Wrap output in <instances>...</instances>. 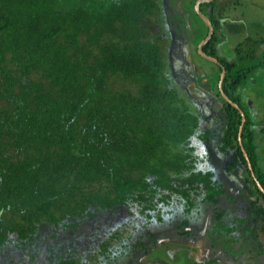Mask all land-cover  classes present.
Masks as SVG:
<instances>
[{"label": "trees", "instance_id": "obj_1", "mask_svg": "<svg viewBox=\"0 0 264 264\" xmlns=\"http://www.w3.org/2000/svg\"><path fill=\"white\" fill-rule=\"evenodd\" d=\"M160 9L157 0H0L1 264H96L112 252L106 240L90 255L118 205L145 207L157 191L219 192L191 172L199 117L143 26ZM252 42L235 50L239 78L262 64H247L259 57L262 41ZM239 123L233 116L234 135Z\"/></svg>", "mask_w": 264, "mask_h": 264}, {"label": "flooded vegetation", "instance_id": "obj_2", "mask_svg": "<svg viewBox=\"0 0 264 264\" xmlns=\"http://www.w3.org/2000/svg\"><path fill=\"white\" fill-rule=\"evenodd\" d=\"M188 4L191 13H195L206 28L203 38L200 37L199 41L194 43L192 41L198 34L190 30L188 16L184 15ZM171 5V8H168L165 4L164 8L160 9L161 13L164 10L166 14L164 27L167 28L162 29L159 40L169 42L168 35H171L170 43L181 48L176 53L178 56L184 55V49L189 51L190 64L193 62L192 54H199L200 44L209 35L210 28L206 21L212 29L210 38L200 50L215 60L214 62L205 58L215 67L216 76L213 74L212 79L214 77L217 86L221 82V89L219 87L216 89L217 97L212 96L221 107L209 116L210 120L208 119L204 126L199 127V134H204L203 139L192 137L188 147L192 149L193 155L189 159L191 172L207 175L213 184L211 190L219 192L212 196L207 194L202 200L193 195L186 200L174 194L167 195V191H157L156 195L152 196L151 204L145 207L135 204L130 208L118 205L117 210L110 213L112 220H107V230L104 233L109 235L106 234L107 236L97 240L90 255L93 259V251L108 240L109 243L111 241L121 243V246L119 248L108 246V251L110 249L112 251L109 257L96 255V259H93L96 264H264V206H260L264 203V189H258L260 181L264 187V143L262 144L264 141L260 142L262 137L264 139L262 130L264 123L260 121L259 124H254L252 118L256 120L259 112L250 107L249 113L245 110L246 102L238 100V89L241 82L246 80V77L239 78L243 73L240 72L241 66L236 60L238 55L235 54L238 41L233 47L234 59L221 55V45L226 42L228 33L238 37L240 29L236 24L237 17L233 16L232 19L221 17L223 11H219V7L222 6L225 11L233 14V9L238 6V0H174ZM174 23L175 27L172 26ZM222 38L225 41L220 40ZM207 45L210 47L203 51ZM186 60L187 58H183L181 62L188 65ZM234 65H238V70ZM225 67L231 68L233 76L238 73L240 80L237 82L229 73L227 77ZM184 68L185 66L180 63L179 70L174 73L183 83L190 82L188 81L190 75ZM232 92H235V95ZM222 93L237 107L232 106ZM226 103L234 107L236 113L228 112ZM233 116L235 121L240 120L236 135L230 130ZM243 118L244 123L240 131ZM194 140L196 144L193 143ZM243 169L247 172L245 179L241 177ZM199 187L204 190L201 185ZM234 197L238 198L235 202ZM234 205L235 207L243 205L245 215L239 216L240 211L236 212L235 208H231ZM231 213L238 215L231 217ZM238 217L243 221L239 223L232 220L234 225H230L229 228L230 219L237 218L238 221ZM238 224H242L245 230L240 240L236 237L237 235L239 237V234L230 233L236 232L234 228H238ZM117 231L121 234L110 240L111 233ZM171 251L173 253H170ZM78 264L85 263L78 260Z\"/></svg>", "mask_w": 264, "mask_h": 264}, {"label": "rangeland", "instance_id": "obj_3", "mask_svg": "<svg viewBox=\"0 0 264 264\" xmlns=\"http://www.w3.org/2000/svg\"><path fill=\"white\" fill-rule=\"evenodd\" d=\"M160 4L161 9L164 8V5L168 8H171V3L174 0H157ZM237 1V0H236ZM223 9L222 6L219 7V11H223L221 13L222 16H226L227 19H232L233 16L237 17L238 29H240V33L238 37L232 36L228 33V36L226 37V42L222 43L224 45H221V55L224 58H230L234 59V45H236V41L241 42L246 46V40L250 39L252 42V46L254 44L258 43V41H262L259 44L256 45V54L259 56L254 60H250L247 64L248 66H258L259 62L262 64L256 68L254 72H252L253 76L246 78L245 81L241 82V86L238 89V100H241L243 102H246L247 109L245 106V110H248L249 113H251L250 107H253L257 112H259V116H256V120L252 118V122L254 124H259L260 121L264 123V57H260L259 54H262V50H264V0H238V6L233 9V14L229 12L228 10ZM191 8L189 7V4L186 5L184 10V15H187V23L189 25L190 30L193 32H196L198 36L196 35L195 41H199L200 37L203 38L205 35V27L200 19H198L195 16V13H191ZM218 11V12H219ZM162 12V10H161ZM158 12L153 16L147 17L143 21V26L148 27L149 30H151V34H149V38L152 40H156L157 37H161L162 29H166L167 27H164V20L165 13L163 10V13ZM233 21H235L233 19ZM167 26V25H166ZM172 26H176L174 23ZM224 32V31H223ZM226 33V31H225ZM169 36V42L166 40H159V44H161V48L163 49V54L165 55V63H166V71H167V79L170 82V86H173L179 91L180 97L189 105L191 108V111L193 114L198 115L200 117V126H204L209 119V116L217 111V108L221 107V104L210 96L217 97L216 89L217 84L214 80V77L212 79V76L214 74L215 67L214 65L209 62L207 59H205L201 54H192L193 55V66H194V75L197 79V83L193 81L192 78V64H190V54L189 51L184 49V55L178 56L176 53L181 49L179 46L175 47L177 44L170 43V40H172L171 35ZM224 40L225 39H220ZM163 45V46H162ZM165 45V47H164ZM249 53V52H248ZM245 54L244 50L243 53ZM183 58H187V61L189 62L188 65H184ZM179 62L185 66L187 73L190 75V78L188 81L183 83L182 80H178V77L175 71L179 70L178 65ZM235 69H238V65L235 66ZM215 75V74H214ZM216 76V75H215ZM207 80H212L208 82ZM193 81V82H192ZM234 90V89H233ZM208 93H211L208 95ZM233 95H235V92H232ZM247 99V101H246ZM210 120V119H209ZM210 124V123H209ZM264 131V129H262ZM260 131V130H259ZM258 131V132H259ZM215 136V135H214ZM264 141L263 137L260 140V142ZM193 143L196 144V141L194 140ZM264 142H262L263 144ZM209 149L208 146H205ZM264 149V144H263ZM264 152V150H263ZM246 170L243 169L241 171V177L245 179L246 177ZM106 191V190H103ZM107 192V191H106ZM236 192V191H235ZM234 192V193H235ZM97 194V192H95ZM163 195V194H162ZM98 198L100 199H106V196L103 195L101 192L98 191ZM157 197V196H156ZM161 199V198H160ZM234 202L238 199L237 197H234ZM262 202V201H261ZM231 206V208H235L236 212L237 210L240 211L239 216H244L246 211H243V205H239L237 207ZM260 206H264V203H261ZM245 210V209H244ZM237 214L231 213V217H234ZM233 221H237V218H231L228 224V227L230 228V225H234ZM218 226V223L216 224ZM226 228V229H229ZM236 229V232L230 231V233H236L239 234L236 236L238 240L242 239V236L245 234V230L242 224H238V228ZM253 234V233H252ZM230 235V234H229ZM248 238V237H247ZM38 240L40 238H37ZM76 244V243H75ZM82 246L81 243H77L76 246ZM110 247L113 248H119L121 246V243H115L113 241L110 242ZM81 249V248H80ZM170 253H173L172 251ZM200 253V251H198ZM170 256V255H169ZM89 259V258H88ZM87 259V260H88ZM84 263V261L82 260Z\"/></svg>", "mask_w": 264, "mask_h": 264}, {"label": "clouds", "instance_id": "obj_4", "mask_svg": "<svg viewBox=\"0 0 264 264\" xmlns=\"http://www.w3.org/2000/svg\"><path fill=\"white\" fill-rule=\"evenodd\" d=\"M211 33H212V30H211ZM158 40H159V38H158ZM206 42H207V41H206ZM206 42H205V43H206ZM205 43H204V44H205ZM238 43H240V42H238ZM175 47H176V46H175ZM201 48H202V47H200V49H201ZM200 49H199V50H200ZM201 52H202V51H201ZM199 54H201V53L199 52ZM204 54H205V53H204ZM201 55H202V54H201ZM205 55H206V54H205ZM202 56H203V55H202ZM203 57H204V56H203ZM207 57H209V56H207ZM207 57H204V58H207ZM186 61H187V60H186ZM188 61H189V60H188ZM188 61H187V63L189 64ZM212 61H213V60H212ZM214 62H215V61H214ZM179 64H180V62H179ZM184 69H185V68H184ZM185 70H186V69H185ZM192 78H193V81L196 82V78H195V75H194L193 68H192ZM193 81H192V82H193ZM219 88H220V87H219ZM220 89H221V88H220ZM221 92H222V91H221ZM209 94H210V93H208V95H209ZM222 95H223V97H224V94H223V93H222ZM210 97H212V96H210ZM228 102H230V103L232 104V106H234V105H233L234 103H232L230 100H229ZM234 107H235V106H234ZM196 116L199 117L198 115H196ZM199 121H200V117H199ZM199 127H201V126H200V123H199ZM199 127H198V129H199ZM215 135H216V134H215ZM193 137H195V136H193ZM214 137H215V136H214ZM260 188H261V189H264V187H263L261 181H260V183H259V185H258V189H259V190H260Z\"/></svg>", "mask_w": 264, "mask_h": 264}, {"label": "water", "instance_id": "obj_5", "mask_svg": "<svg viewBox=\"0 0 264 264\" xmlns=\"http://www.w3.org/2000/svg\"><path fill=\"white\" fill-rule=\"evenodd\" d=\"M206 20V19H205ZM206 23L209 25V28H210V32H209V35H208V37H207V39L204 41V42H202L201 44H200V47L210 38V35H211V26H210V24H209V22L208 21H206ZM199 52L204 56V57H207L203 52H201V50H199ZM208 59H211V60H213V61H215L213 58H211V57H207ZM224 75V71L222 72V76ZM219 87L221 88V82L219 83ZM224 98L227 100V101H229V99L224 95ZM235 107H237L235 104H233ZM243 123H244V118H243V120H242V125H241V127H240V131H241V129H242V126H243Z\"/></svg>", "mask_w": 264, "mask_h": 264}]
</instances>
